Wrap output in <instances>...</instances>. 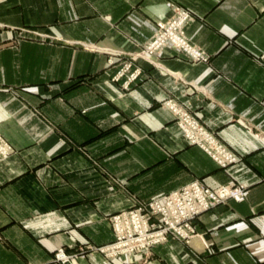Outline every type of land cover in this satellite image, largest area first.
Instances as JSON below:
<instances>
[{
    "label": "crops",
    "instance_id": "crops-1",
    "mask_svg": "<svg viewBox=\"0 0 264 264\" xmlns=\"http://www.w3.org/2000/svg\"><path fill=\"white\" fill-rule=\"evenodd\" d=\"M174 5L192 16L185 34L207 61L166 45L155 63L133 61L141 73L124 89L113 75ZM23 28L67 42L0 47V136L13 148L0 162V264H61L60 247L110 243L109 217L130 197L193 180L249 193L202 213L189 243L78 264H264V0H0V44ZM168 99L238 161L222 168L189 144Z\"/></svg>",
    "mask_w": 264,
    "mask_h": 264
},
{
    "label": "built area",
    "instance_id": "built-area-1",
    "mask_svg": "<svg viewBox=\"0 0 264 264\" xmlns=\"http://www.w3.org/2000/svg\"><path fill=\"white\" fill-rule=\"evenodd\" d=\"M191 20L192 16L186 9L174 5L171 17L156 23V31L152 37L142 46V51L134 53L131 58L155 63L152 57L157 56L166 45H172L191 61H207L206 53L192 45L186 37L185 27ZM140 73V67L132 69V63L127 62L118 70L113 80L118 81L126 75L122 87L127 89L129 83L133 82ZM163 105L175 115L177 126L189 144L198 146L222 168L238 161L235 153L222 144L215 134L204 127L184 106L172 99L166 100ZM12 152V146L0 136V162ZM248 193L249 189L243 184L210 188L198 180H193L178 189L149 200L130 197L129 208L109 217L114 233L113 241L100 246L88 245L72 254H68L63 247H60L54 253V261L61 264H78V259L85 257L89 250L106 258L149 253L152 246L170 237L189 243L198 235L194 220L202 213L216 205L226 204L230 199L242 202ZM204 245L207 247V243Z\"/></svg>",
    "mask_w": 264,
    "mask_h": 264
},
{
    "label": "rangeland",
    "instance_id": "rangeland-1",
    "mask_svg": "<svg viewBox=\"0 0 264 264\" xmlns=\"http://www.w3.org/2000/svg\"><path fill=\"white\" fill-rule=\"evenodd\" d=\"M16 31V36L11 39L9 42H6V43H3V44H0V47H8V48H15L17 47L21 42H24V41H28V42H34V43H39V44H47V43H50V42H67L63 39V37H59V36H54V35H50L48 32L46 31H43V30H38V29H28V28H23V29H18V30H15ZM147 43V42H146ZM82 48L83 49H89V47L82 43L81 44ZM140 51H142V48L140 49ZM138 51V52H140ZM133 55V54H132ZM133 59L131 58V55L129 57L128 60L122 62L120 68L122 67L123 64L127 63V62H131L133 64ZM119 68V69H120ZM118 69V70H119ZM117 70V72H118ZM116 72V73H117ZM116 73L113 75L112 77V80L114 78V76L116 75ZM126 76V75H124ZM123 77V76H122ZM121 77V78H122ZM120 78V79H121ZM114 81V80H113ZM231 200V199H230ZM229 201V200H228ZM234 201V200H233ZM90 252H93L91 250L88 251V253ZM87 253V254H88ZM86 254V255H87Z\"/></svg>",
    "mask_w": 264,
    "mask_h": 264
}]
</instances>
